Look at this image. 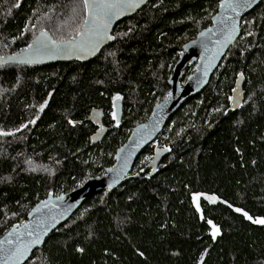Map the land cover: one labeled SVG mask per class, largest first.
<instances>
[{
    "label": "trees",
    "instance_id": "obj_1",
    "mask_svg": "<svg viewBox=\"0 0 264 264\" xmlns=\"http://www.w3.org/2000/svg\"><path fill=\"white\" fill-rule=\"evenodd\" d=\"M222 1L149 0L90 61L0 63V237L51 193L115 164L169 94L185 43L212 25ZM86 15L85 0H0V58L42 32L74 40ZM241 72L246 100L232 110ZM101 125L108 133L91 144ZM25 264H264V0L210 84L171 117L123 184L90 197Z\"/></svg>",
    "mask_w": 264,
    "mask_h": 264
},
{
    "label": "water",
    "instance_id": "obj_2",
    "mask_svg": "<svg viewBox=\"0 0 264 264\" xmlns=\"http://www.w3.org/2000/svg\"><path fill=\"white\" fill-rule=\"evenodd\" d=\"M263 0H224L212 18V25L185 43L183 53L169 79L170 92L157 103L149 119L138 124L127 142L118 149L116 162L103 174L89 177L69 192L51 193L36 204L28 220L11 227L0 237V264H25L47 237L69 221L93 195L119 188L132 173L140 155L151 145L174 116L193 95L201 93L211 82L230 47L242 34V23ZM85 23L74 40L56 41L48 33L37 35L29 47L19 53L0 58L8 65H45L58 62L90 61L114 41L118 23L132 17L149 0H85ZM194 71L182 81L185 70ZM245 75L239 73L230 105L239 110L245 103ZM47 101L43 104L46 106ZM39 108V118L42 107ZM117 119L123 115V103L115 102ZM29 123L20 130L23 131ZM109 128L101 125L92 135L91 144L103 140ZM5 133H2L4 135ZM8 134V133H7Z\"/></svg>",
    "mask_w": 264,
    "mask_h": 264
},
{
    "label": "flooded vegetation",
    "instance_id": "obj_3",
    "mask_svg": "<svg viewBox=\"0 0 264 264\" xmlns=\"http://www.w3.org/2000/svg\"><path fill=\"white\" fill-rule=\"evenodd\" d=\"M32 124H34V122Z\"/></svg>",
    "mask_w": 264,
    "mask_h": 264
},
{
    "label": "rangeland",
    "instance_id": "obj_4",
    "mask_svg": "<svg viewBox=\"0 0 264 264\" xmlns=\"http://www.w3.org/2000/svg\"><path fill=\"white\" fill-rule=\"evenodd\" d=\"M193 71H194V69H193Z\"/></svg>",
    "mask_w": 264,
    "mask_h": 264
},
{
    "label": "snow or ice",
    "instance_id": "obj_5",
    "mask_svg": "<svg viewBox=\"0 0 264 264\" xmlns=\"http://www.w3.org/2000/svg\"><path fill=\"white\" fill-rule=\"evenodd\" d=\"M237 211H239V210H237Z\"/></svg>",
    "mask_w": 264,
    "mask_h": 264
}]
</instances>
